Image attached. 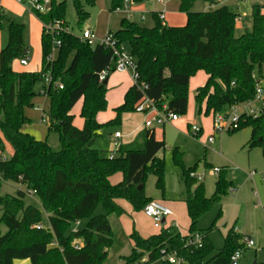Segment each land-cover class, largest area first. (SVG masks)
<instances>
[{"label": "trees", "instance_id": "16d2710c", "mask_svg": "<svg viewBox=\"0 0 264 264\" xmlns=\"http://www.w3.org/2000/svg\"><path fill=\"white\" fill-rule=\"evenodd\" d=\"M203 1L213 5L218 0ZM71 2L76 25L81 30L89 18L86 9L94 0ZM194 2L179 0L178 9L186 16L182 26H167L157 14H153L155 24L149 28L127 18L120 20L119 28L112 35L135 58L138 80L144 83V88L129 87L123 102L114 108V118L103 124L96 121V114L106 108V86L98 83L97 76L112 66V51L98 43L89 45L72 32L49 34L42 29L40 70L14 71L12 62L27 51L23 42L24 26L0 10V30L5 29L7 36L0 49V155L4 142L11 149L10 156L0 160V185L12 182L24 186L27 192H33L46 214V222H42L36 207L24 206V192L20 190L14 195L0 194V264L26 259L30 264H104L113 238L109 216L123 213L116 200L125 199L134 211H141L153 200L144 195L148 175H154L156 189L163 190V160L157 153L165 143L155 139L154 128H143L132 142L120 145L111 157L93 148L100 129L104 125L119 124L121 115L135 111L143 97L158 108L165 104L168 111L183 116L188 81L197 71L207 75L205 83L194 90L197 114L213 116L224 108L252 102L256 87L264 97V5L251 7L250 27L236 36L237 13L225 5L192 12ZM46 4L49 8L44 13L32 10L43 26L53 21L67 25L65 1L47 0ZM121 6L122 0H111L110 10ZM53 39L60 42L58 54L47 61ZM70 54L71 60L67 62ZM47 70L50 75L46 85L47 130L58 134L61 143L58 151L22 130L28 122L25 110L32 107L33 98L39 94L34 85L43 81L41 76ZM57 83L62 88H57ZM80 99L79 116L83 124L79 129L72 124L70 110ZM243 128L250 129L245 145L262 147L264 110L255 116L241 113L237 128L231 132ZM191 171L182 169L188 234L180 235L171 226L161 227L158 233L148 237L132 231L131 252L124 257L126 263L146 256L150 264L160 259V250L164 248L175 254L179 264H231L229 257L241 247L242 236L230 229L223 238V246L213 253L208 239L212 227L198 229L197 222L229 191L232 183L220 169L214 191L207 198L203 183L189 177ZM117 172L122 174V180L112 184L109 178ZM139 185L142 187L137 189ZM99 203L105 212L94 214ZM79 221H84L83 227L70 230V225ZM40 222L46 228L34 227ZM194 233L202 235L200 247L187 243ZM76 240L81 243L78 249L74 248ZM162 264L169 263L162 261Z\"/></svg>", "mask_w": 264, "mask_h": 264}, {"label": "rangeland", "instance_id": "374dc122", "mask_svg": "<svg viewBox=\"0 0 264 264\" xmlns=\"http://www.w3.org/2000/svg\"><path fill=\"white\" fill-rule=\"evenodd\" d=\"M64 1L69 31L78 36L83 28H91L93 43H98L104 39L106 34L115 32L119 28V22L122 18H127L147 28L155 24L153 14L159 12L163 13L167 26H182L186 21L185 14L178 9L179 0H167L166 4H162L163 0H142L140 2L122 0L121 8L116 10H110L111 0H94V4L86 9L89 12V18L80 30L76 25L71 0ZM262 3L264 0H218L215 4L210 5L203 0H195L192 12H204L208 11L209 8L213 9L225 5L229 10L238 14L235 25L239 21L242 29H244V27H250L251 7ZM0 31H2L6 42V30ZM239 32L240 30L236 29L235 26V35H238ZM124 47L127 49L126 46ZM49 54L52 59H55L58 54L57 48L53 47ZM71 57L72 54L68 56L67 62L71 60ZM16 60L19 63V59ZM46 88L47 86L43 81H38L34 85L35 92H39V94L33 98L32 107L25 110L24 114L28 118V122L22 126V129L36 139L46 141L51 150L58 151L61 146L58 134L47 130L48 97ZM259 104L261 103L256 100L252 106L253 109H259ZM239 107L241 108V106ZM34 108H40L44 111L43 121H41L40 111ZM133 113L138 112L133 111L128 114L132 115ZM200 121L201 115L199 116L194 112L193 118L189 120L190 125L185 126L184 130L172 125H166L163 132L161 128H156V135L165 142V147L158 152V157L163 160V190H157L155 176L148 175L144 182V195L168 208L171 214L165 218L164 223L159 228H155L151 219L146 217L142 210L134 211L127 200L118 199L117 204L123 213L119 216H109L113 238L104 264H137L136 261L126 263L124 260V257L131 252L129 235L132 231L146 237L157 233L161 227L172 226L183 235L188 234L189 221L184 202L186 185L182 169L189 168L192 169L191 172L196 181L203 183L207 198L214 191V183L217 178V175L213 173L214 168L226 172L227 178L232 180L235 185V189L230 188L218 202L212 204L202 214L197 222L198 229L212 227L208 233V239L214 248L213 253L223 246L225 234L233 229L239 232L242 238H249L253 242L250 248H244L241 238L243 251L237 260V264L264 263V136L262 147L249 148L244 145L249 137V128L245 131L238 130L205 137V126L202 125L201 127ZM192 126L196 127L197 135L192 134ZM116 129L124 130L119 124L104 125L100 129V134L94 140L93 146L101 155L115 154L118 147L113 142L108 141L107 137L113 134ZM209 137L212 138L211 141H208ZM111 151L112 153H110ZM10 153L9 145L4 142L1 159L8 158ZM109 180L112 184H116L122 180V174L117 172ZM17 190L24 192V206L36 207L41 212L42 222H46V214L43 212L38 199L32 193H28L24 186L12 182H3L0 185V194L2 195H14ZM104 212L102 204L99 203L94 214H103ZM83 225L84 222L82 221L77 225L72 223L70 230L80 229ZM2 231H4L3 227ZM150 264H162V261L156 259Z\"/></svg>", "mask_w": 264, "mask_h": 264}, {"label": "crops", "instance_id": "0c3cea01", "mask_svg": "<svg viewBox=\"0 0 264 264\" xmlns=\"http://www.w3.org/2000/svg\"><path fill=\"white\" fill-rule=\"evenodd\" d=\"M166 1L167 0L162 2V4H166ZM259 5H264V3L259 4ZM0 10H2L7 15V17L13 19L16 22L22 23L24 26L23 42L27 48L29 58H28L26 65H20L17 62V60H14L11 64V68L14 71H18V72H20V71H29V72L39 71L41 68L40 35H41L42 29H43V24L34 16L32 9L28 5L18 3L16 0H0ZM262 12H264V8L262 9ZM160 14L163 15L162 12H159L157 14L158 17ZM161 22L163 24H166L164 21V16H163V19L161 20ZM240 24H241V22L237 21V24L235 25L236 29L240 30L238 35L240 33H242V30L247 28V27H244V29H242ZM86 28L91 30V28H88V27H86ZM91 32H92V30H91ZM5 43L6 42H5L4 36L2 34V31H0V49ZM53 47H54V45L52 46V48ZM52 48H51V50H52ZM206 78H207V75L203 71H197L192 77L189 78L187 107H186L185 115L180 116L174 122L165 123L161 126L154 127V136H155L156 140H160V137H158L155 133L156 128H161L162 132H163L166 125H170V126L172 125V126H175L177 128H180L182 130H184L185 126L190 125L189 120H191L193 118L194 112H196V106H195L194 97H193L194 96V90L197 87L202 86L205 83ZM132 85H133V83H132L131 76H130L129 72H121V73L112 72L110 75H108V77L106 78V84H105V86H106V92H105L106 108L104 111L98 112L96 114V121L98 123L103 124V123H106L109 120L114 118V116H115L114 108H116L117 106H119L123 102V97H124L125 92ZM254 104H255V101H252V102L245 103L242 105L234 106V108L236 109L238 114H241V113L247 114L251 110L258 111V109L257 110L253 109L252 106ZM239 106H241V108ZM260 106H261V104H259V108H260ZM80 107H81V99L78 100L77 103L70 110V113L73 115L72 124L76 128H79V129L82 127V124H83V119L79 116ZM202 107H203V105H202ZM34 109L37 111H40V113H41L40 117L42 119L43 118L42 115H43L44 111L40 108H34ZM230 109L231 108H224L222 110V112L223 113L229 112ZM128 113H123L120 117L119 125H120V127H123L124 130L123 131H121L119 129L114 130V132L120 133V137L117 139V143L119 144L118 147L120 145L128 144V143L132 142L135 139L136 135L144 128L143 127V121H144L145 115L143 113L138 112L135 114L133 113L132 115L128 114ZM198 115L199 116L201 115V121H200L201 127H202V125L205 126L204 136L205 137L208 135L214 136L215 134H217L212 129V114L210 113L208 116H205L201 113ZM205 122H206V125H205ZM246 129L247 128H243V130L242 129H240V130L245 131ZM114 132H113V134H114ZM202 132H203V129H202ZM99 134H100V131H99ZM113 134H110L107 137L108 141L114 142L115 139L113 138ZM248 134H249L248 135L249 137L246 140V142L250 138V129H249ZM246 142H245V144H246ZM93 148H94V146H93ZM94 149H96V148H94ZM110 153H112V151ZM110 155H108V156H110ZM157 157H158V153H157ZM226 174L227 173L225 172V175ZM226 179L232 183L231 188L235 189V185L233 184L232 180L227 178V175H226ZM116 203H117V200H116ZM188 221H189V218H188ZM80 222L81 221L75 222L74 224L77 225ZM82 222H84V221H82ZM237 233L240 234L239 232H237ZM154 234H156V233H154ZM180 235H183V234L180 233ZM146 237H148V236H146ZM130 246H131V243H130ZM108 251H109V249H108ZM14 264H30V263L26 259V260H22V261L15 260Z\"/></svg>", "mask_w": 264, "mask_h": 264}, {"label": "built area", "instance_id": "2783aa9c", "mask_svg": "<svg viewBox=\"0 0 264 264\" xmlns=\"http://www.w3.org/2000/svg\"><path fill=\"white\" fill-rule=\"evenodd\" d=\"M18 3L28 5L32 10L38 11L40 13H44L47 11L46 3L47 0H43L42 2L40 0H16ZM163 0L162 2H164ZM127 2V0H125ZM159 19H163V15H159ZM238 20V19H237ZM43 29L46 33L54 34L58 33L60 31L64 32H70L67 25H64L61 21H53L43 26ZM78 37L81 40H85L87 44L89 45H95L97 43H93L92 41V32L91 30L87 28H83L80 31V34ZM98 44H101L105 46L106 48H109L112 51L113 56V62L112 66L107 67L103 70H101L98 73V83H102L108 75L112 72H129L131 76V80L133 85H135L139 90H142L144 88V83L142 81L138 80V73L136 70V60L135 58L130 54V52L125 49L123 45L117 44L116 40L114 39L112 33L106 34L103 40L98 42ZM53 45L54 47H58L60 45L59 40L53 39ZM28 51H25L24 55L19 58V63L21 65H26L28 61ZM47 61L52 60V56L48 54L46 57ZM43 82L47 85L50 82V75L49 70H47L45 73L42 74ZM57 88H62V85L60 83L56 84ZM259 101L261 103L260 108L258 111L251 110L248 114L250 115H257L261 113L264 110V97L262 94V90L259 87H256L255 90V99L254 101ZM136 112L143 113L145 115L144 121H143V127L144 128H154L156 126H161L165 123L174 122L178 119V115L170 112L166 109V105L162 104L160 108H158L155 104H153L149 99L146 97H143L141 101L136 105L135 107ZM239 115L234 107H231L229 112H217L213 114L212 116V129L215 133L222 135L223 133H230L231 131L235 130L237 128V122L239 120ZM44 118L41 119L43 121ZM191 132L193 135H197V129L195 126L191 127ZM120 137L119 132H114L113 138L114 145L118 147L117 139ZM212 138L209 137L208 141H211ZM113 156V154L110 155V157ZM0 160H5V158ZM220 171L219 168H214L213 173L218 174ZM189 177L195 178L192 172L189 173ZM200 179V177H199ZM0 181H2V177L0 174ZM28 193H32L31 191H28ZM142 212L151 219L152 224L155 228H159L161 224H163V221L167 216H170L171 212L168 208L163 206L157 201H150L148 202L142 209ZM36 229H43L46 228V226L43 223H37L34 225ZM201 240L202 235L200 233H194L191 235L190 238H188L187 243L192 244L193 246L200 247L201 246ZM242 243H244V248H250L253 245V242L249 238H242ZM81 246V243L79 240L74 241V248L78 249ZM242 248L235 250L229 257L231 264H237V260L239 259ZM160 260L165 261L169 264H179L180 260L175 256L173 252H167L166 249L162 248L160 250ZM137 264H148V259L146 256L141 257L136 261Z\"/></svg>", "mask_w": 264, "mask_h": 264}, {"label": "water", "instance_id": "95a60500", "mask_svg": "<svg viewBox=\"0 0 264 264\" xmlns=\"http://www.w3.org/2000/svg\"><path fill=\"white\" fill-rule=\"evenodd\" d=\"M46 8L48 9L49 8V4H47L46 5ZM102 84L103 85H105L106 84V80H104L103 82H102ZM142 187V185H139L138 187H137V189H140ZM164 222V221H163ZM252 264H257L256 262H253Z\"/></svg>", "mask_w": 264, "mask_h": 264}]
</instances>
